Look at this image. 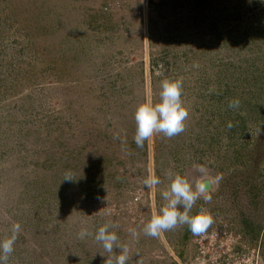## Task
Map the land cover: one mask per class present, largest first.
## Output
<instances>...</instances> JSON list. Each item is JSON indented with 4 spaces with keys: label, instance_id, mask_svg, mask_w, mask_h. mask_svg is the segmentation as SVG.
<instances>
[{
    "label": "rangeland",
    "instance_id": "rangeland-1",
    "mask_svg": "<svg viewBox=\"0 0 264 264\" xmlns=\"http://www.w3.org/2000/svg\"><path fill=\"white\" fill-rule=\"evenodd\" d=\"M166 78L185 130L138 147ZM177 173L208 180L189 215L213 223L147 236ZM17 222L7 264H105L107 222L126 264H264V0H0V241Z\"/></svg>",
    "mask_w": 264,
    "mask_h": 264
},
{
    "label": "clouds",
    "instance_id": "clouds-1",
    "mask_svg": "<svg viewBox=\"0 0 264 264\" xmlns=\"http://www.w3.org/2000/svg\"><path fill=\"white\" fill-rule=\"evenodd\" d=\"M183 79L166 78L161 82V91L159 102H154L151 97L146 98L140 103L135 111L136 133L134 141L138 147H142L144 142L154 134L162 133L168 138H172L184 132L185 121L188 119L189 110L182 99ZM240 101L238 99L229 102V108H238ZM233 125L229 123L228 127ZM201 173L206 174L205 169L200 168ZM64 179L69 181L75 178L70 174H65ZM217 182L222 177L217 176ZM160 179L152 174L145 184L148 187H155L160 184ZM162 199L166 203L160 208L158 213L153 214L150 221L144 226V234L150 237H157L162 231L171 230L177 225L187 224L194 235H200L206 232L213 223V217L206 209L190 216L189 212L195 202L201 197L211 201V195L208 193V187L202 181H197L195 190L190 179L180 173L175 174L167 190L161 192ZM134 200V199H133ZM181 208L183 211H181ZM118 225L111 222L104 223L98 228L94 239L100 243L104 252L108 254L105 264H126L129 259V248L126 244L120 243L119 237L113 229ZM21 231V225L13 223L10 235L0 241V264H7L9 256L14 251V244ZM130 234L137 237L135 229H130ZM86 228H81L78 233L80 239L91 236ZM114 249L120 250V255L112 257ZM103 255V254H101ZM111 257V258H109Z\"/></svg>",
    "mask_w": 264,
    "mask_h": 264
},
{
    "label": "water",
    "instance_id": "water-1",
    "mask_svg": "<svg viewBox=\"0 0 264 264\" xmlns=\"http://www.w3.org/2000/svg\"><path fill=\"white\" fill-rule=\"evenodd\" d=\"M202 182H204L205 184H206V187H208V189L210 188V183L208 182V180L207 179H202L201 180Z\"/></svg>",
    "mask_w": 264,
    "mask_h": 264
},
{
    "label": "built area",
    "instance_id": "built-area-1",
    "mask_svg": "<svg viewBox=\"0 0 264 264\" xmlns=\"http://www.w3.org/2000/svg\"><path fill=\"white\" fill-rule=\"evenodd\" d=\"M133 199L135 200V199H137V198L134 197ZM250 263H251V264H258L256 259H254V262H253V263H252V261H250Z\"/></svg>",
    "mask_w": 264,
    "mask_h": 264
},
{
    "label": "bare ground",
    "instance_id": "bare-ground-1",
    "mask_svg": "<svg viewBox=\"0 0 264 264\" xmlns=\"http://www.w3.org/2000/svg\"><path fill=\"white\" fill-rule=\"evenodd\" d=\"M204 179V178H203ZM212 187H213V183H212Z\"/></svg>",
    "mask_w": 264,
    "mask_h": 264
}]
</instances>
